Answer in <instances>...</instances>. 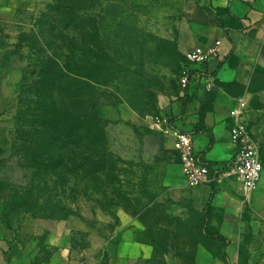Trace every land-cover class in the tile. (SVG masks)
<instances>
[{"label": "rangeland", "instance_id": "374dc122", "mask_svg": "<svg viewBox=\"0 0 264 264\" xmlns=\"http://www.w3.org/2000/svg\"><path fill=\"white\" fill-rule=\"evenodd\" d=\"M235 108L264 136V0H0V264H264V184L218 170ZM175 130L227 149L203 184Z\"/></svg>", "mask_w": 264, "mask_h": 264}, {"label": "built area", "instance_id": "2783aa9c", "mask_svg": "<svg viewBox=\"0 0 264 264\" xmlns=\"http://www.w3.org/2000/svg\"><path fill=\"white\" fill-rule=\"evenodd\" d=\"M216 49L198 46L189 53V60L197 66H205ZM186 81L187 79H184V83ZM231 115L235 119L231 137L236 146V154L233 160L218 170L225 175L237 177L246 190H251L257 187L264 169L260 148L248 124L242 120V108H235ZM172 137L173 149L179 154L182 170L188 182L192 186H198L208 181L211 168L205 165L197 154L194 135L175 130L172 131Z\"/></svg>", "mask_w": 264, "mask_h": 264}, {"label": "trees", "instance_id": "16d2710c", "mask_svg": "<svg viewBox=\"0 0 264 264\" xmlns=\"http://www.w3.org/2000/svg\"><path fill=\"white\" fill-rule=\"evenodd\" d=\"M241 21L242 20L238 16H236V15H234L232 13L231 16H230V22L227 23L226 25H224V27H223L225 33L229 34V32L232 31V30L241 31L242 29H244L245 27H243V23H241ZM237 23H239L240 25H238ZM232 54H234L233 50H232ZM228 59H229V55L223 56L221 58V60L219 61V66H218L217 70L215 71V73L218 72L225 65V62ZM197 74L201 75V73L198 70H191L189 72V77L192 78V77H194ZM191 94L192 93L190 92V87L187 86L186 89H185L184 96L180 98V101L182 102V113L186 112L188 104L190 102H192V96L193 95H191ZM249 129H250V126H249ZM198 131L202 132V131H200V129ZM211 144H212V142H211ZM211 144H210V146H211ZM210 146L208 147L207 150L210 149ZM206 151L203 152V155H205L204 153H206ZM203 155H201L200 158L202 159V162L205 165L214 166V165H218L219 164V163H216V162H211V161L203 159ZM215 187H216V180H214V183H212V192L210 193L209 200H208V202L206 204L205 210L202 213V222H201L200 229L209 238L221 241L222 242V251H223L224 254H226L225 250H226V247L229 245L230 240L227 237H225L224 235L220 234V233H212V232H210L209 227H208V225H209V209L211 208V203H212V200L214 198Z\"/></svg>", "mask_w": 264, "mask_h": 264}, {"label": "crops", "instance_id": "0c3cea01", "mask_svg": "<svg viewBox=\"0 0 264 264\" xmlns=\"http://www.w3.org/2000/svg\"><path fill=\"white\" fill-rule=\"evenodd\" d=\"M230 36V35H229ZM230 38V37H229ZM217 68H218V66H217ZM217 68H216V70H217ZM215 70V71H216ZM215 73V72H214ZM187 110V109H186ZM252 119V121H253V116L251 117ZM242 119H243V117H242ZM244 121V120H243ZM244 122H246V121H244ZM248 126H250V129H251V131H252V134H253V136H254V138H255V140L258 142V145H259V148H260V156H261V160H262V163H263V166H264V159H263V155H262V148L264 147V143H262L263 141V138H264V136H263V132H262V125L261 124H258V123H255V122H253V123H250ZM194 145H195V150H196V152H197V154L199 155V157L201 156V155H203V152H205L207 149H208V147L210 146V144H211V142H212V144H211V146H210V149L209 150H207L206 151V153H204L205 155H203V159H205V160H208V161H211V162H216V163H219V162H221V161H223L226 157H227V149H220L221 150V152H223V158L221 159V160H216V159H214V158H208V155H209V153H212L213 151H215L216 150V148L214 147L215 145H214V141H213V139H210L209 141H208V143H207V145H204L202 148H201V151H197V149H196V136L194 135ZM230 148L231 149H233L234 150V152L231 154V156L230 157H228V158H230V159H228L225 163H223V165H225V164H227L228 162H230L231 160H233V158L235 157V154H236V146H235V144L234 143H231V145H230ZM201 159V158H200ZM202 160V159H201ZM222 165V163H219L218 165ZM222 165V166H223ZM215 166V165H214ZM210 167V166H209ZM211 168V167H210ZM262 180V181H261ZM261 183H262V185L264 184V169H263V173H262V178H261ZM216 189H217V187H215V190H214V198H213V200H212V203H211V208L209 209V223H210V220H211V209L213 208V206H214V201H215V198H216ZM212 192V185L210 186V192H209V196H210V193ZM209 196H208V200H209ZM208 200H207V202H208ZM207 202H206V204H207ZM206 204H205V206H204V208H203V210H202V213L204 212V210H205V207H206ZM208 227H209V225H208ZM211 232V231H210ZM212 233H216V232H212ZM218 233V232H217ZM220 234H222V235H224L223 233H221V232H219ZM206 235V234H205ZM225 237H227L226 235H224ZM208 237V236H207ZM228 238V237H227ZM229 239V238H228ZM230 244V243H229ZM228 247H229V245L226 247V250H225V252H226V255H228L229 256V249H228ZM223 252V251H222ZM217 264H228V262H227V260L225 261V262H222V261H220L219 263H217Z\"/></svg>", "mask_w": 264, "mask_h": 264}]
</instances>
